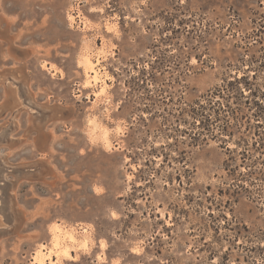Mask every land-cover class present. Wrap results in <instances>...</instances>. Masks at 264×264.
Wrapping results in <instances>:
<instances>
[{"label":"rangeland","instance_id":"1","mask_svg":"<svg viewBox=\"0 0 264 264\" xmlns=\"http://www.w3.org/2000/svg\"><path fill=\"white\" fill-rule=\"evenodd\" d=\"M263 89L264 0H0V264H264Z\"/></svg>","mask_w":264,"mask_h":264},{"label":"bare ground","instance_id":"2","mask_svg":"<svg viewBox=\"0 0 264 264\" xmlns=\"http://www.w3.org/2000/svg\"><path fill=\"white\" fill-rule=\"evenodd\" d=\"M73 18V15H69L70 20L73 21ZM80 64L84 68L83 70L86 77L84 86H90L101 82L99 89L94 92V95L98 96L104 93L106 84L102 82L104 80L99 76V70L97 67L98 62L92 60L89 53H85L80 59ZM47 67L52 68L53 71L55 70L53 65H47ZM89 124L93 127V129L96 127V122L93 119L89 120ZM103 133V137L105 138L104 135L107 134L106 130ZM106 141H108V139L105 140V143ZM49 233L51 236L49 245L46 246V244L42 243V246L35 250V253L32 256L31 264H61L60 258L70 257L73 259L70 252L72 249H85L90 243L89 235H86L87 233H82L81 237H77L71 230L63 228L58 222L52 223Z\"/></svg>","mask_w":264,"mask_h":264},{"label":"trees","instance_id":"3","mask_svg":"<svg viewBox=\"0 0 264 264\" xmlns=\"http://www.w3.org/2000/svg\"><path fill=\"white\" fill-rule=\"evenodd\" d=\"M241 77H246V75H243V76H241ZM255 77H256V75H255V73H253V74H252V78H255ZM249 92H250L252 95H255L256 90L253 91V90L251 89ZM260 96L264 98V89H263V91H261V95H260ZM254 101H255V103L257 104V106H261L257 99L254 100ZM261 102H264V101L261 100ZM263 105H264V103H263ZM263 105H262V107H264Z\"/></svg>","mask_w":264,"mask_h":264}]
</instances>
